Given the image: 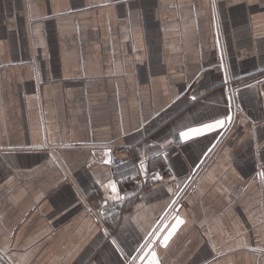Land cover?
Masks as SVG:
<instances>
[{"label": "crops", "instance_id": "1", "mask_svg": "<svg viewBox=\"0 0 264 264\" xmlns=\"http://www.w3.org/2000/svg\"><path fill=\"white\" fill-rule=\"evenodd\" d=\"M261 82L264 0H0V258L132 264L110 241L134 258L151 238L161 264H264ZM118 148L147 174L114 201Z\"/></svg>", "mask_w": 264, "mask_h": 264}, {"label": "snow or ice", "instance_id": "2", "mask_svg": "<svg viewBox=\"0 0 264 264\" xmlns=\"http://www.w3.org/2000/svg\"><path fill=\"white\" fill-rule=\"evenodd\" d=\"M105 7H111V5H104ZM29 9H31V5H28ZM30 23H31V17H30ZM264 84V82H261ZM248 88H255V85H247ZM193 100L196 99V97L192 98ZM226 122L231 123L233 122V117L231 115H228L227 113L222 114V116H209L206 117L203 120L197 121V123L200 126H189L186 131H180L179 137L183 138L184 140H191L193 137H202L205 134H211L213 132H217L218 130H226L225 124ZM215 139V137H213ZM219 143V142H217ZM203 155V153L201 154ZM110 163V161H108ZM199 158L195 163H199ZM261 168H264V164L261 165ZM140 170L146 172V166L143 162L140 164ZM171 174V173H170ZM10 175V174H9ZM191 173H189V176L185 179L178 180V177L176 175L172 176V179L175 183L174 188H169V191L172 193L173 196L177 197V199L171 201L172 210H175V206L180 203V189L182 186L186 187L185 180H189ZM260 178L262 181H264V171H261L259 173ZM154 176L158 177V174L154 173ZM6 183H11V180H8L7 177L5 178ZM97 183H99L97 181ZM108 187L111 189L112 193H115L116 195L112 196L111 199L114 201H119L122 199H126V197H122L119 195L118 186L116 182L110 181L108 184ZM97 215H103V213H97ZM174 224H169L170 231L166 229V234H161L160 237H156V231H159V228H157L153 233V237H156L157 241H160L162 246L167 248L172 238L175 236L177 231L186 223V220L181 218V216L177 213V215L173 216ZM111 234L107 232V230H104V236H110ZM211 238V237H210ZM152 243V239L150 238L146 243L143 244V247L139 248V251L137 252V255L132 258L131 253L127 252L125 246L123 245V242L119 239H112L110 241V245L114 247L115 251L120 254V256H129L132 260V264H136V261L139 260L140 264H161L160 259L158 258V255L156 251L153 249H149L147 252H145V248H148V245ZM140 244V241H137V245ZM215 245H213V251H215ZM151 257V259H147V257Z\"/></svg>", "mask_w": 264, "mask_h": 264}, {"label": "built area", "instance_id": "3", "mask_svg": "<svg viewBox=\"0 0 264 264\" xmlns=\"http://www.w3.org/2000/svg\"><path fill=\"white\" fill-rule=\"evenodd\" d=\"M220 65H222V60ZM113 157V180L116 183L123 182L129 176L133 177L139 173V162L135 160L126 148L116 149L113 152Z\"/></svg>", "mask_w": 264, "mask_h": 264}, {"label": "water", "instance_id": "4", "mask_svg": "<svg viewBox=\"0 0 264 264\" xmlns=\"http://www.w3.org/2000/svg\"><path fill=\"white\" fill-rule=\"evenodd\" d=\"M109 163V162H108ZM113 163V157H110V163L109 164H112ZM179 211V209H177V211L171 216V219H173V216H175V215H177V212ZM170 219V220H171ZM172 221V220H171ZM169 224H170V221H169V223H167V222H165L163 225H162V227H160V229H159V231L161 232V233H164V234H166V229L167 230H169L170 231V228L168 227L169 226ZM171 224H174V221H172V223ZM180 230V229H179ZM178 230V231H179ZM178 231H177V233H178ZM176 233V234H177ZM175 234V235H176ZM175 237V236H174ZM173 237V238H174ZM172 238V239H173ZM159 246L161 247V248H165V247H163L162 246V244H161V242H159Z\"/></svg>", "mask_w": 264, "mask_h": 264}, {"label": "rangeland", "instance_id": "5", "mask_svg": "<svg viewBox=\"0 0 264 264\" xmlns=\"http://www.w3.org/2000/svg\"><path fill=\"white\" fill-rule=\"evenodd\" d=\"M0 264H6L5 261H4V259H1L0 258Z\"/></svg>", "mask_w": 264, "mask_h": 264}]
</instances>
